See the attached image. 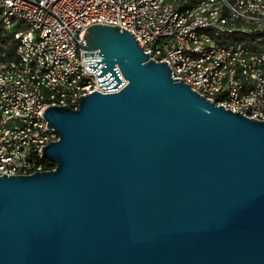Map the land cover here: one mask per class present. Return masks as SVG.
I'll return each instance as SVG.
<instances>
[{
  "label": "water",
  "instance_id": "1",
  "mask_svg": "<svg viewBox=\"0 0 264 264\" xmlns=\"http://www.w3.org/2000/svg\"><path fill=\"white\" fill-rule=\"evenodd\" d=\"M85 30V64L114 77L99 87L122 84L114 66L126 85L42 113L54 169L0 175V264H264V122L172 80L130 31Z\"/></svg>",
  "mask_w": 264,
  "mask_h": 264
},
{
  "label": "built area",
  "instance_id": "2",
  "mask_svg": "<svg viewBox=\"0 0 264 264\" xmlns=\"http://www.w3.org/2000/svg\"><path fill=\"white\" fill-rule=\"evenodd\" d=\"M0 0V21L15 40L0 49V175L52 171L41 148L58 140L46 127L48 106L76 110L99 87L83 57L93 25L130 31L149 60L164 62L172 80L225 110L264 122V0ZM176 5V7H175ZM122 28V29H121ZM255 36L261 37L256 42ZM249 38V39H248ZM94 61V62H84ZM178 79V80H177ZM49 162V161H48Z\"/></svg>",
  "mask_w": 264,
  "mask_h": 264
},
{
  "label": "trees",
  "instance_id": "3",
  "mask_svg": "<svg viewBox=\"0 0 264 264\" xmlns=\"http://www.w3.org/2000/svg\"><path fill=\"white\" fill-rule=\"evenodd\" d=\"M188 6V4H187ZM253 40L252 38H250ZM14 45H15V40L13 36L10 34V32L6 31L2 23L0 21V49L7 52L8 55L12 56L13 55V50H14ZM45 164L47 167H54V164L45 161Z\"/></svg>",
  "mask_w": 264,
  "mask_h": 264
},
{
  "label": "rangeland",
  "instance_id": "4",
  "mask_svg": "<svg viewBox=\"0 0 264 264\" xmlns=\"http://www.w3.org/2000/svg\"><path fill=\"white\" fill-rule=\"evenodd\" d=\"M192 2H193V0H188V2H187L188 6H191L192 5ZM175 7H176V5H175ZM252 39H254L256 42H261V40H262V38L261 37H258V36H255Z\"/></svg>",
  "mask_w": 264,
  "mask_h": 264
}]
</instances>
